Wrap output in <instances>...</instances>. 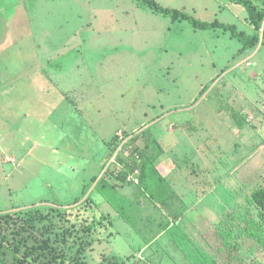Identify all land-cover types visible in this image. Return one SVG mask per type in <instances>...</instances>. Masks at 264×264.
Here are the masks:
<instances>
[{"label": "rangeland", "instance_id": "rangeland-1", "mask_svg": "<svg viewBox=\"0 0 264 264\" xmlns=\"http://www.w3.org/2000/svg\"><path fill=\"white\" fill-rule=\"evenodd\" d=\"M155 1L237 33L195 29L137 0L41 1L37 40L64 44L51 54L64 64L28 91L43 101L1 94L0 264H194L216 254V230L248 211L261 220L248 201L264 184V20L256 31L239 0ZM252 1L264 14V0ZM257 34L247 47L239 38ZM40 107L46 116L32 112ZM179 157L184 178L168 185L185 212L155 206L150 189L162 184L151 167L142 174L152 159ZM206 195L216 203L193 204ZM235 235L245 263L264 264Z\"/></svg>", "mask_w": 264, "mask_h": 264}, {"label": "crops", "instance_id": "crops-1", "mask_svg": "<svg viewBox=\"0 0 264 264\" xmlns=\"http://www.w3.org/2000/svg\"><path fill=\"white\" fill-rule=\"evenodd\" d=\"M41 1L0 0V84H2L0 87V99L2 98L1 94L6 92L4 89H9V92L13 90L14 96L7 97V99H13V102L19 101L21 104L28 105L27 102L30 100L43 101L47 94L40 93L35 97L34 93L28 91H32L33 87L37 89L38 86H44L45 83L50 84V80L52 81L51 75L53 73L51 68H60L64 64L63 62H61V64L60 62L56 64V61L51 59V54L59 57L65 54L64 51L66 50L64 49V44L61 45V49L58 48L59 51H51L47 48H43V45L37 40L38 36L34 28V22L35 16L43 14V10L40 9L39 6ZM42 16L43 15H41V17ZM28 86L30 87L28 88ZM37 96L43 99H39ZM14 106L15 105L12 107ZM49 108H52V106L50 105ZM40 109H43L42 113L46 116L45 111L47 113L48 111L43 107L37 109L33 108L32 112H34L35 115ZM21 115L24 116L25 113ZM44 118L49 120L48 116ZM44 118L40 120L43 121ZM248 121L249 120H247V124H249ZM77 124H79V122H77ZM155 146L158 147L157 143H155ZM178 148L179 147H176V149ZM173 149H175V147ZM158 160L156 158L152 159L149 165L145 163L143 166L144 172L142 173L143 176H147L145 170L151 167V172H153L154 176L159 179V182L162 184L159 191L156 190L157 186H151L150 194L152 201H154L153 204L155 206H163L164 204L176 205L182 212H185L187 207L183 202L178 199H171L172 196L176 198V194L170 190L171 187L168 185V183L171 182L169 179H173V183H175L177 179L184 178L179 171V163L184 160L181 157L177 158V160H169L168 166H163V160ZM102 163L104 164L105 162L103 161ZM186 169L188 170L189 167H186ZM149 186L150 181L146 188L148 189ZM172 188L177 190L175 184H173ZM167 190L169 191L168 195H166ZM124 195V197L118 195L119 200L127 198L132 204L137 203L129 198L128 193ZM201 200L202 202L198 200L193 204L197 203L201 206L208 207L211 203H216L215 198L211 199L209 195H206L204 198L201 197ZM146 249L147 248H145V250Z\"/></svg>", "mask_w": 264, "mask_h": 264}, {"label": "trees", "instance_id": "trees-1", "mask_svg": "<svg viewBox=\"0 0 264 264\" xmlns=\"http://www.w3.org/2000/svg\"><path fill=\"white\" fill-rule=\"evenodd\" d=\"M140 3H143L145 6L150 7L155 12L162 13L166 16H171L176 21H188L195 29L199 30H208V29H223V30H232L233 33H237L232 27L218 24V23H206L201 22L193 17L185 14L179 10H173L164 8L161 4L157 3L155 0H137ZM239 3L245 6L247 9L251 19L255 22L256 31L261 30L260 23L264 20V14L259 13L256 5L253 4L252 0H239ZM236 35V34H235ZM264 36V33H263ZM242 39V43L247 47L251 45L254 41L259 38V35L254 36L253 38H245L239 37ZM259 41V40H258ZM256 42L258 44L259 42ZM144 172V170H143ZM147 172V169L145 170ZM146 174V173H145ZM156 197V196H155ZM249 206L255 207L261 217V220L256 222L255 220H251L250 222L246 219L249 215V211L247 212V217L242 218V221H245V224L239 219V221L234 219L235 224H227L231 229H226L224 232L216 230V238L220 246L216 247V254L207 255V253L198 254V258L194 260V264H246L245 260L242 256H239L238 249H235L239 246V242L236 243L235 240L232 239L236 236L235 232L241 234L244 239L243 242L253 241L257 246L258 252H264V184L262 186L255 187L254 190L250 193L249 196ZM229 223V222H226ZM244 224V225H243ZM253 227H250V225ZM215 247V246H214ZM235 252V254H234ZM48 254H51L48 253ZM40 256H42L40 254ZM29 264H36V259L32 257H28Z\"/></svg>", "mask_w": 264, "mask_h": 264}]
</instances>
